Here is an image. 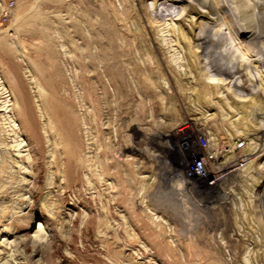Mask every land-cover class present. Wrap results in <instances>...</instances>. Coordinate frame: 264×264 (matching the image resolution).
Wrapping results in <instances>:
<instances>
[{"label": "rangeland", "instance_id": "374dc122", "mask_svg": "<svg viewBox=\"0 0 264 264\" xmlns=\"http://www.w3.org/2000/svg\"><path fill=\"white\" fill-rule=\"evenodd\" d=\"M12 1L0 264H264V0ZM242 136L233 187L184 191Z\"/></svg>", "mask_w": 264, "mask_h": 264}, {"label": "built area", "instance_id": "2783aa9c", "mask_svg": "<svg viewBox=\"0 0 264 264\" xmlns=\"http://www.w3.org/2000/svg\"><path fill=\"white\" fill-rule=\"evenodd\" d=\"M1 18L6 22L14 12L15 2L0 6ZM205 154L191 161L189 166L179 173L178 180L181 182L184 191L189 193L197 192L203 186L207 190L230 189L235 183H229L232 176L240 178L248 171L253 161L252 155L257 152L255 143L252 147L255 152L248 153L247 148L250 141L247 137H239L235 145L225 144L221 140L202 138ZM229 186V187H227ZM194 189V190H193Z\"/></svg>", "mask_w": 264, "mask_h": 264}, {"label": "bare ground", "instance_id": "6f19581e", "mask_svg": "<svg viewBox=\"0 0 264 264\" xmlns=\"http://www.w3.org/2000/svg\"><path fill=\"white\" fill-rule=\"evenodd\" d=\"M170 1H172V0H166V3H167V2H170ZM154 2H155V0H154ZM139 4H140V3H139ZM142 4H143V3H142ZM155 4L157 5V3H155ZM145 13H147V12H145ZM152 28H153V27H152ZM152 28H151V29H152ZM244 31H246V34L249 35V36L253 34L252 30H250L249 28H244ZM238 37H239V39L242 38V37H243L242 33H240V34L238 35ZM199 41L201 42L200 44H202L203 47L206 46L208 43H210V39L205 38V37L201 38ZM213 42H214V41H213ZM201 47H202V46H201ZM245 50H246V49H245ZM246 52H249V49H247ZM251 62H252V61H251ZM238 95H239V96H242L241 93H238ZM245 95H246V94H245ZM245 95H244V96H245ZM244 96H243V97H244ZM243 97H242V98H243ZM245 99H246V98H245ZM256 120H257V119H256ZM257 121H258V120H257ZM258 123H259V121H258ZM263 124H264V123H263Z\"/></svg>", "mask_w": 264, "mask_h": 264}]
</instances>
